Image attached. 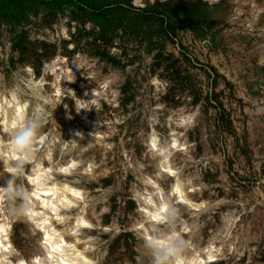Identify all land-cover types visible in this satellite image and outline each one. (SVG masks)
<instances>
[{"label":"rangeland","instance_id":"rangeland-1","mask_svg":"<svg viewBox=\"0 0 264 264\" xmlns=\"http://www.w3.org/2000/svg\"><path fill=\"white\" fill-rule=\"evenodd\" d=\"M144 2L139 9L131 0H0V92L24 66L39 84L45 65L54 72L60 59L77 76L61 87L83 96L81 85H95L73 57L86 66L85 75L115 81L113 102L102 100L99 113L76 114L73 101L65 99L73 118L61 105L51 114L54 125L43 130L54 143L71 139L74 130L85 136L70 156L57 154L52 164L41 161L44 166L54 171L69 159L80 160L81 168L91 159L98 164L91 178L59 176L80 186L87 201L57 227L68 236L75 216L84 212L93 228L82 231L79 246L87 234L94 239L96 264H137L142 248L129 230L139 219L133 193L143 191L146 177L164 194L175 181L162 176L147 140L154 130L165 140L177 114L191 113L192 124L181 128L189 153L173 160L183 192L201 205L192 214L181 206L186 238L197 254L209 245L219 250L207 264H264V115L254 114L264 102V0H219L211 7L205 0ZM63 27L67 39L58 35ZM52 80L47 74L45 92ZM96 121L101 124L93 139L88 133ZM6 176L0 174V183ZM10 224L18 253L11 260L30 261L39 233L31 236L20 220Z\"/></svg>","mask_w":264,"mask_h":264},{"label":"clouds","instance_id":"clouds-1","mask_svg":"<svg viewBox=\"0 0 264 264\" xmlns=\"http://www.w3.org/2000/svg\"><path fill=\"white\" fill-rule=\"evenodd\" d=\"M131 2L135 8L143 9L147 6L144 0H131ZM205 2L211 7L219 3V0H205ZM151 3L155 4L156 0H151ZM58 35L65 39L69 38L63 28ZM113 54H116L115 50ZM72 63L76 68L83 70L82 75L88 80L89 85H95L94 87L81 85L85 88L83 96H77L75 89L71 87L67 89L61 87L62 81L75 83L77 76L66 60L59 59L57 70L46 73L53 77L50 92H45L43 86L36 82L33 70L29 66H24L22 70L13 73L12 86L5 92H0V166H2L0 174H7L3 183H0V232L9 222L20 220L28 225L31 236L37 237V234H40L36 239L37 255L31 258L29 264H55V260L50 257L53 252L60 251L59 247H51V239L47 233L54 230L46 229L45 226L49 225V217L39 210L43 207L55 212L57 206L50 200L41 203V193L47 190L53 199L64 191L81 197L79 191L67 188L66 185L57 188L50 174L53 169H41V161L46 160L52 164L57 154L60 159L70 156L71 150L77 147L78 141L85 138L82 130H74L71 139L58 140L54 143L51 135H45L43 131L49 123L53 125L55 123L51 119V114L61 105L68 110L67 105L64 104L65 99L73 101L76 114L89 113L93 109L99 113L102 109L101 101L112 103L110 96L116 95L112 91L115 81L97 80L91 73L85 75L86 66L79 62L78 57H73ZM259 63L264 66V58H261ZM47 67L45 65V69ZM151 83L157 85L155 79ZM254 114L264 115V102L255 106ZM67 118H73L69 110ZM84 119L87 120V115ZM192 122V117L180 121L182 125H191ZM94 123V129L88 133L93 139L97 136L95 128L101 124V121ZM149 148H156L154 140L149 144ZM153 155L166 157V148L155 151ZM66 164L67 166L64 167L56 164L55 173L91 178V167L81 168L71 159L67 160ZM165 165L166 159H161L157 166L167 171ZM45 172L49 174L45 175ZM49 181H52L50 189L47 188ZM144 184L151 186L152 190L133 193L132 198L139 205L137 209L139 219L129 229L142 248L141 256L137 257V264H145V261L146 264H204L200 255L194 251L191 240L185 235L188 226L181 206L188 209L189 214H192L190 209L194 206H189L188 201L183 199L178 186L179 181L167 194L162 193L151 179L145 180ZM59 202L63 203L62 196ZM54 219L59 222L64 220L59 215ZM200 254L206 260L212 259L210 249H202ZM13 256H18V253L11 245L0 249V264H12L10 257ZM16 264H24V260L17 259Z\"/></svg>","mask_w":264,"mask_h":264},{"label":"bare ground","instance_id":"bare-ground-1","mask_svg":"<svg viewBox=\"0 0 264 264\" xmlns=\"http://www.w3.org/2000/svg\"><path fill=\"white\" fill-rule=\"evenodd\" d=\"M63 29L65 30V28L63 27ZM40 39L46 40L48 42H52L53 39L50 38L49 36H45V35H40L39 36ZM60 60V59H59ZM73 70L75 71V67L73 65H70ZM58 67V61H57V65L54 68V72L57 70ZM47 69L45 71V73L41 76V78H39V84H43L46 81V77H47ZM49 75V74H48ZM62 84V82H61ZM178 117L176 118L177 121L175 124H171L168 127V135L167 138L164 140L163 138H161V135L158 134L155 130L152 132V134L150 135V137L147 140V147L150 150V152L153 153L155 151L160 150L161 148H166V157H155L158 158V162L161 159H166V168L167 171H164L163 169L159 168L160 173H162V176H168V177H172L175 179L173 185H175L177 183V181H179V188H180V192L183 194V199L188 201L189 206H194L192 208L194 209H198L201 205L198 203H195L191 198H189L188 196H186V194L183 192L182 188H183V182L181 177L179 176V168L173 163L174 159H177L178 156L180 155H188L189 153V142L187 140H183L182 139V131L181 128L187 127L189 125L185 124L182 125L180 123V121L182 119H186L188 117H192L193 115L190 114H185V113H178L177 114ZM155 141L156 144V148L155 149H150L149 148V144L152 141ZM154 156V155H153ZM73 162L77 163L78 165H80V160H75L72 159ZM41 169L42 170H46V169H52L51 165H43V163L40 164ZM67 165H63L61 167H64ZM98 166L97 162L93 159H91L84 167H91L92 172L94 171V169ZM83 168V167H82ZM174 173V175H173ZM49 173L45 172V175H48ZM52 179L55 181V186L57 188H62L63 186H67V188H73L77 191H79L81 193V197H76L74 196L71 192L68 191H64L62 193L57 194L56 199H53L52 196H50L48 194V191L45 190L41 193V203L44 200H50L53 204H56L57 206V211L53 212L51 209H45L43 207H41L39 210L45 212L46 215H48L49 217V225H46V229L50 228L54 231H48V237L51 239V247H59L60 251L59 252H53L52 253V257H50V259H54L55 260V264H96V260L94 257V239L87 234V238L88 240L82 244V246H79L80 244V240H81V235H82V231L83 230H88L91 231V229L93 228L90 219L85 215L84 212H78L77 215L75 216L73 222L70 225V229H69V234L68 236L65 233H62L60 231V229L57 227V224H61L64 222V220L66 219V215L70 214L72 211L75 210L76 207H78V205L83 204L87 201V199H85V195L83 190L80 188V186L71 184L70 181H61L59 180V176L58 174H56L54 171H52L51 173ZM62 176H66V177H71L72 175H64L61 174ZM147 179H151L153 181V183L160 189V191L162 193H164L163 188L161 187L160 184H158L157 181H155L152 177H146L145 180ZM172 185V186H173ZM52 187V181H49L47 184V188L50 189ZM151 191L152 188L151 186L146 185V187H143V191H139V192H144V191ZM63 197V203H60V197ZM96 204V203H95ZM65 205H68L67 207ZM86 210V209H84ZM61 216L64 218L63 222H59L56 219H54L55 216ZM12 226L10 224V222L6 225L3 226V231L0 232V249L2 248H7L9 245H11V247L13 248V244H12V239L10 237L11 231H12ZM58 233V235H57ZM40 235V234H39ZM205 249H210L212 251V259L211 260H206L202 258V256L200 254V259L204 262V264H207L208 262H213L217 260V248H214L213 246H207ZM37 255V254H36ZM12 257H10L11 259ZM17 259H23L24 260V264H29L30 261H28L27 259H25V257H19ZM16 260L12 261V264H16Z\"/></svg>","mask_w":264,"mask_h":264},{"label":"snow or ice","instance_id":"snow-or-ice-1","mask_svg":"<svg viewBox=\"0 0 264 264\" xmlns=\"http://www.w3.org/2000/svg\"><path fill=\"white\" fill-rule=\"evenodd\" d=\"M173 175H174V173H173Z\"/></svg>","mask_w":264,"mask_h":264}]
</instances>
